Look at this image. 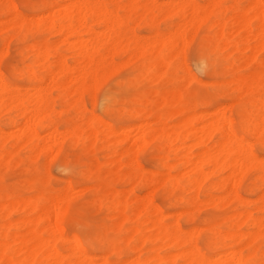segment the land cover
Returning a JSON list of instances; mask_svg holds the SVG:
<instances>
[{"label":"bare ground","instance_id":"1","mask_svg":"<svg viewBox=\"0 0 264 264\" xmlns=\"http://www.w3.org/2000/svg\"><path fill=\"white\" fill-rule=\"evenodd\" d=\"M8 1L10 3L8 4L9 8L5 6L6 0H0L1 15L9 14V9L16 10V8L11 4V1ZM174 1H172V4H168V7L164 10V15H162L166 19H170L174 15L178 16L182 22L177 23V26L174 25L175 27H173V30L168 34L163 36L155 34L153 37L151 36L152 38H149L147 42L145 41V43H143L140 38L135 37L136 34L133 33H131V35L133 34L131 37L129 36L125 39L126 43L123 42L124 40L121 36L122 27L124 25L125 27L126 25H129L130 15L138 8V0H128V4L124 8L127 10V15L122 18L117 16L118 13L114 12V9L104 6L101 0H58L56 3L54 2V5L52 6L51 3L49 4L48 2H44L42 4L37 21L36 23L34 22L35 24H29L23 16L13 17L6 23L2 22L3 24L0 26V35H5L10 38L15 37L16 34H18V37L23 31L33 32L44 29L51 31L58 36L74 39L78 38V40H73L72 43L68 44L69 49L73 53L71 56L75 59L73 66H68L64 57L60 54V48L58 47L51 49L47 44H37L32 46L31 49L33 50L34 57L30 65H26L23 69L21 68L22 71L20 72L18 71L19 69H17V71H13L12 69L13 77H21V79L25 78L30 82L32 86L31 94L27 92L25 94L11 92V86L6 84L0 74V113L2 111L8 113L15 110L16 112H19L18 116L20 114L21 118L20 122H13L14 120L11 121V126L16 127V129H11V131L16 130V133H11L10 131V134H3L1 133L0 128V162L3 163L11 159L13 152H15V150H9V152L3 150L4 144L9 141L13 143V148H17L21 145L30 147L32 155L36 158L43 152L53 153V150H56L55 148L58 150L56 153H60L62 144L68 139L73 145L80 146L81 150L87 155L93 154V149L98 141H107L111 144L109 151L111 153L112 164H119L120 158L132 157V153H134V151L137 152V149H139L140 146L144 147L152 141L156 142L157 148L160 152L170 153L171 156L178 161V164L174 162L176 164L174 168H177V175L175 174L176 176L174 175L175 177H172L170 173L166 171L167 174L164 176H162L161 173H153L149 178L145 179L140 176L139 173L142 170L137 166V164H135V162V167L131 172L124 175L122 178L123 181H146L149 184H153L155 182L162 181L178 182L187 178L190 182L192 190L197 193L192 201L193 206H197L202 203L199 198V194L201 192V182L217 172H225L226 177L219 179L220 182L217 183V186L214 185L225 191L224 197H221L220 199L209 198L206 202L211 205L218 206L224 201L231 202L241 199L238 197L237 193H234L233 190V192H230V189H228L230 184L234 183L235 186L238 185L239 175L242 173L241 175L243 176L245 170L248 168L259 169L264 167L257 164L256 156L254 157L251 149L248 150L249 145H247V142H245L234 130L230 118L218 113L211 115L209 113H197L195 108L198 106L207 107L209 106V103L202 100L198 103L196 101L186 102L183 96L186 92L181 89V78L178 79L177 76L174 77V79H171L170 90L164 93L162 92L160 98L157 100H143L142 88L146 82L157 83L161 82L167 76H174L172 69L173 60L178 57L180 50L182 49L184 51L182 52L183 54H181L185 57L184 52L187 45L185 46L184 44L190 38V40H192V36L197 33L196 31H198L202 22L208 14L211 13L210 10L214 8L219 0H208V4L210 5L209 8L203 9L200 8V6L198 7V4L194 3V0ZM164 2L166 3V1ZM52 8H54L53 10L55 11V14L49 18L50 16H48V14ZM142 8L144 11L141 10L142 12L138 22L148 17L147 13L149 10H145L146 7ZM247 9L248 8H246V10ZM247 11L251 13V16L245 14L246 12L234 14L232 23L230 24L232 31H234L236 36L243 33L242 37L244 38L243 40H245L243 42L247 44L248 49H251V47L254 46V48L258 49V51L264 50V0H250L249 10ZM163 22L162 24H164ZM136 23L137 22L133 24L136 25ZM253 23L257 25V27L255 26L257 31L255 32L252 31ZM96 26L102 27L103 32H101L102 30H100L101 33L94 32L93 27ZM222 30L221 32H219V30V33L217 32L218 40H220V45L218 46L219 51L231 46V43L227 42L225 34ZM189 32L191 37L189 35V38L187 37L188 40L186 41V34ZM8 33H11L12 35L9 36ZM82 33H86L87 35H85L89 36V39L88 37L87 39L86 37L85 39L83 37V39H80L79 37ZM191 33L194 34L192 35ZM234 34L232 35L234 36ZM65 38L63 39V42H65ZM8 42L9 41H7V43ZM130 43L131 45H134V47L128 50V62L126 61V63L122 64V66L112 62H107L109 56L113 57L112 54L120 49L124 50ZM251 43L252 45H250ZM59 44L60 43H58V45ZM233 46H236V48L238 47L237 44H233ZM103 47L105 48V51H107V55L101 53V48ZM209 47V44L202 47V54L197 59L196 66L199 71H202L209 76H214V62H212L210 58ZM51 51L53 52L52 56ZM4 55H6V52L3 53L2 56L0 53V58L4 57ZM51 57L55 58V61L52 63L49 62V58ZM138 58H143L144 64L141 67L140 74L129 83L131 88L138 89L139 91V94L134 97L133 101L130 100L133 104L129 117L135 122L132 127L122 129L120 132H114L92 117L85 123L82 119V124H78L74 127L73 124L71 125L72 128L68 127L69 130L67 129L68 131L66 133H60L58 128L52 124V120H50V115L52 113L50 92L53 89L63 91L66 95L64 98L70 100L69 105L73 108H77L78 111L85 113L86 109L83 107L84 103L82 104V94L87 90H91V93L96 91L103 76L106 74L110 76L115 74L119 71V68L123 67L124 69V67L131 64L132 60L134 62ZM183 60L182 62H184ZM38 66L42 68L43 71L41 72H44L43 74L40 71V75L37 74L38 72L36 73ZM183 66L185 65L183 64ZM245 66H248V63H245ZM184 68H186V66ZM186 70L184 69V71ZM191 79L193 81V78L190 74H188L185 80L188 82L189 80L191 81ZM233 82L236 87L239 90L244 91V93H253L256 87L264 85V61L260 63V66L253 74L250 72V75L246 76L235 75ZM182 84L185 86L187 83L184 85L183 82ZM117 93L118 92L115 90H110L104 94L101 102V108L105 114L117 117L120 116L119 114H116V105L118 103V100H116ZM152 94L153 93H151V95ZM93 97L94 95L92 94L91 98ZM149 106L152 113L147 111ZM255 107H258L262 111L264 108L263 100L256 104L254 108ZM226 108H229V106ZM193 111L195 113L190 114ZM236 112L238 114L239 122L244 125L249 136H253L257 139L259 144L264 147V113H259V115L253 117V113H250L249 111L243 112V108L240 104L236 106ZM147 115L156 119V127L151 126V122H148L147 120ZM170 121L173 125H168V122ZM100 127L102 130L99 129ZM37 128L48 130V134L44 133V135L47 136L45 137L43 144L41 143L42 139L37 132ZM129 129H133L136 133L133 142L140 145L139 148L135 147L136 145L127 149L122 147L124 142L127 144L129 143L131 137V135H129L130 133H128ZM120 135L123 137H120ZM213 138L216 139V142L214 139L215 143H211V146L209 144ZM188 142L191 145H188ZM176 144H186L187 147L191 146L192 149L197 150L198 154L196 153V155H193L195 157L192 155L190 156L192 153L188 155L191 150H189V147L188 153H184V155H181V153L178 154V151L183 149L180 148L181 146L173 148V145ZM182 147H184V150L187 148L185 146ZM98 148L99 147H97V149ZM17 150H19V148H17L16 151ZM135 154L136 153H134V155ZM133 157L135 158V156ZM133 157L128 159V162L131 159L132 161L135 160ZM263 158L264 157H262V159ZM130 164L134 166L133 162ZM72 166V162L65 160L62 165V173L70 172ZM210 167L213 169L212 172H208L209 174H207L206 171V173H204L203 169ZM94 168L96 167L94 166ZM88 176V173H84L81 178L85 179ZM231 181L234 182L231 183ZM158 186H160V184ZM158 186L155 189H158ZM236 187L234 189L237 190ZM151 192L152 191L149 192L150 195H148V193L146 194L148 197L140 200L141 203L139 202L136 211H131L133 214H128V205L125 200H122L123 197L122 199H118L117 197L106 198L109 202V210L117 213V224L119 221H127L134 226L129 231L128 237L130 240L132 239L137 242L138 245L136 247L134 246L132 251L136 253L138 257L133 259V261L130 260V262L132 261L130 264H245L247 260L245 258L246 256L244 257L242 255L243 249H247L248 252H250L249 256L252 259L256 258L259 251L256 247L257 241L264 238V205L260 208L262 215L259 218H255L251 213L246 210H242L239 213H236V215L232 214L234 216V221L228 226L230 227L228 232L217 233L216 230L217 235L229 243V251H227L228 253L226 251V253L219 252L220 250L217 248V244L215 242L208 241L211 249L218 252L212 258V256L207 257L206 255H203L198 250L193 243L191 233L188 232V234L184 235V232H182L177 224L178 222H175V224L170 227L165 226L162 223L164 215L153 205L151 198L153 192ZM69 195L70 194L67 190L53 197H49L46 192H41L38 196L35 195L37 197L35 199L26 198L21 200L15 198L11 201H8L7 198L1 196L0 214L3 213L5 208H8L10 213L15 214V216L18 213L21 216L20 219L13 225L12 229L7 230L8 228H0V238L3 240L0 241V264H94V262L92 263L90 258L83 253L77 245L72 244L73 246H71L70 244L69 246L72 248H69V254L65 253V255L58 247V241L61 239L63 240L60 236L59 225L67 213L68 202L71 197ZM259 200L262 204H264V189L262 190ZM188 211L189 212L185 211V217L188 221H192V213L190 210ZM178 217L177 219H179ZM41 222L45 223V229L43 232L38 227ZM241 226H247V228L250 227L252 230L247 233H238L237 230ZM147 243L151 244L153 248L151 252H149L143 260H141L140 255L143 251L142 247ZM113 246L114 245L107 243L106 250L111 252L115 251L116 248ZM169 248L175 249L178 253H176V255L162 254L163 249L168 250ZM118 252L119 250L117 253ZM103 259H105V257ZM125 262H123V264H125ZM126 264H129V262H126Z\"/></svg>","mask_w":264,"mask_h":264},{"label":"rangeland","instance_id":"2","mask_svg":"<svg viewBox=\"0 0 264 264\" xmlns=\"http://www.w3.org/2000/svg\"><path fill=\"white\" fill-rule=\"evenodd\" d=\"M10 1L11 4L16 8V10L9 9V14H0V26L3 23L8 22L11 18L18 16L25 17L26 21L29 24H35L38 15L40 14L42 4L44 2H48L49 4L51 3L52 6L54 5V2L56 3L58 0ZM164 1H166V3ZM172 1L174 0H138V8L130 15L129 25H126V27L124 25L122 27L121 36L124 40L123 42L126 43L125 39L129 36L131 37L133 34H136L135 37L140 38L143 43H145V41L147 42L149 38H152L155 34L163 36L171 32L173 30V27H175L174 25L177 26V23L182 22L181 19L175 15L170 19H166L163 17L165 8L168 7V4H172ZM101 2L107 8L114 9V12L118 13L117 16H119V18L127 15V10H125L124 8L128 4V0H101ZM174 2H176V0ZM194 3L198 4L197 6H200V8L202 9L209 8L210 6L208 4V0H194ZM8 4L10 3L8 0H6L5 6L9 8ZM249 4L250 0H219L215 5L216 7L214 6V8L210 10L211 13L208 14V16L205 18V22H202L198 31H196L197 33L194 34V32V35L191 33L193 35L192 40H190L191 38L189 39L190 41L188 40L190 32L186 34V41L188 40L189 43L187 41L184 44L185 46L187 45L184 52L185 57H183L182 55V52L184 51L182 49L180 50V54L178 55V57L175 58L172 62L174 76H167L161 82L157 83L146 82L142 88V97L144 101L145 99L157 100L158 98H160L162 92L164 93L170 90L172 78L174 79V77L176 76L178 77V79L181 78V89L186 92L185 94H183L184 100L186 102L196 101L197 103L202 100L209 103V106L207 107L198 106L197 108H195V111L197 113H209L210 115L218 113L220 115H225L227 118H230L234 130L245 142H247V145L250 146V148L248 146V150L251 149L254 157L256 156L257 164L264 167V158L262 159V157H264V147H262L257 139H255L253 136H249L247 130H245L244 125L239 122L238 114L236 112V106L240 104L243 108V112L249 111L250 113H253V117L259 115V113H264V108L262 111L258 107L254 108V106L261 100H263L264 102V85L256 87L253 93H244V91L239 90L233 82L235 75L246 76L250 75V72L251 74H253L260 66V63L264 61V50L258 51V49L254 48V46H252L251 49H248L247 44L243 42L245 41L242 37L243 33L236 36V34H234V31H232L230 25L232 23L234 14L236 13L246 12L245 14L251 16V13L247 11L249 10ZM142 7H146L145 10L147 11L149 10L147 13L148 17L138 22L141 16V12L144 11ZM246 8L248 9L246 10ZM53 9L54 8L50 10V13L48 12V16H50L49 18H51L55 14V11ZM134 21L137 22L136 25L133 24L135 23ZM162 22L164 24H162ZM252 26V31H257V25L253 23ZM93 30L96 33H99L100 30H102L101 32H103V28L98 26L93 27ZM221 30L224 32L227 42L231 43V46L229 48L223 49L222 51H219L218 46L220 45V40H218L217 32H221ZM131 33L133 34L131 35ZM85 34L86 33H82L79 38L81 39L83 37L85 39L86 37L87 39L88 37L89 39V36H86L87 34ZM232 34H234V36ZM8 35L11 36L12 34L8 33ZM17 35L18 34H16V36L13 38L6 37L5 35H0L1 56L6 52V55L0 58V74L6 84L8 86H11V92H17L21 94H25L26 92L29 94L32 93V86L30 82L25 78L21 79V77H13L12 72L14 70L17 71V69H19L18 71L20 72L23 68L26 67V65H30L34 57L33 50L31 49L33 45L47 44L51 49L58 47L60 48L61 52L59 53L62 54L68 66L74 65L75 59L73 56H71L73 55V53L69 49L68 44L72 43L73 40L77 41L78 38H65L44 29L33 32L23 31L21 34H19L18 37ZM64 38L65 42H63ZM7 41L9 42L7 43ZM58 43L60 44L58 45ZM207 44H209L210 46V58L212 62H214V76H209L204 72L199 71L196 66V61L202 54V47ZM233 44H237L238 47H234ZM250 45H252V43ZM132 47H134V45H131L130 43L124 50L120 49L116 51L114 54H112L113 57H108L107 62H112L114 64L122 66V64H125L127 60L129 61V55L127 54L129 53L128 50ZM101 53L107 55V51H105L104 47L101 48ZM52 54L53 52L51 51V56ZM109 59H111L112 61ZM182 60L184 62H182ZM54 61V57L49 58V62L52 63ZM244 62L248 63V66H245ZM182 63L186 66V68H184L185 66H183ZM143 64V58H138L134 62L132 60L131 64L124 67V69L123 67L119 68V71H117L115 74L111 76L106 74L105 76H103L96 91L91 93V90H87L86 92H84L82 94V104L84 103L83 107L86 109L85 113L78 111L77 108L71 107L69 105L70 100L64 98L66 97V95L63 91L53 89L50 92L51 96L49 95L50 104H52V113L50 115L52 124L58 128L60 133H66L69 128H72L71 125L74 124V127L78 124H82V119L85 123L92 117L101 122L104 126H106V128L114 132H120L122 129H128L132 127L135 122L129 117V113L132 110V101L134 97L139 94V91L138 89L131 88L129 86V83L140 74ZM184 69H187L188 71H184ZM39 71H43L40 66H38V68L36 69V73L38 72V75H40ZM41 73L43 74L44 72ZM187 73L190 74V76L193 78V81L192 79L188 82L185 80L188 76ZM183 82L184 85L186 83L187 84L183 86ZM110 90H115L116 92H118L116 95V100H118V103L116 105V114L120 115L118 117L105 114L101 108L103 96ZM151 93L153 94L151 95ZM92 94L94 95V99L91 98ZM227 106H229V108H226ZM118 108L121 110H119ZM147 111L149 113H152L150 106L147 108ZM4 113V111L0 113L2 114L0 115L1 133L10 134L11 129H16L15 126H11V121L14 120L13 122H20V114L18 116L19 112H16L15 110H12L5 114ZM192 113L195 112L193 111L190 114ZM10 115L12 116V118ZM147 120L148 122H151L152 127H156V119L154 117L147 115ZM169 124L173 125L171 121L168 122V125ZM99 129L102 130L101 127ZM15 131L12 130L11 133ZM47 131L48 130L42 128H37V132L40 138L43 140H41L42 144L45 137L47 136L44 135V133L48 134ZM128 133H130L129 135H131L129 143L127 144L124 142L122 147L124 149H127L136 145L135 147L139 148L140 145L133 142L134 137L136 136L134 130L129 129ZM120 137L123 136L120 135ZM214 139L215 138L212 139L213 141L211 140L209 145L212 146L211 143L214 144L216 142V139L215 142ZM186 144H176L173 145V148L181 146L180 148H182L183 150L178 151V154L181 153V155H184V153H188V147L189 150L191 149L188 155L190 153H192L190 154V156L196 155V153L198 154L196 149H192L191 146L187 147ZM110 145L111 144L107 141H98L93 149V154L87 155L81 150L80 146L73 145L72 142L68 139L62 144L60 153H56V151L58 150L57 148H55L56 150H53V153L43 152L36 158L32 155L30 147L21 145L17 147L19 148V150L16 151L17 148L12 147V142H6L3 146V150L6 152H9V150H15L16 153L13 152L11 159L7 160L6 162H0V165L2 166H0V198L1 196H3L7 198L8 201H11L15 198L21 200L26 198L35 199L37 198L36 196H38L41 192H46L49 197H53L67 190L70 194L69 196L71 197L68 202L67 213L59 225L60 236L63 238V240L61 239L60 241H58V247L60 251L65 255V253L70 252L69 248H72L71 246L77 245L83 251V253H85L90 258L92 263L94 262V264H101L102 260V264H123V262L125 261L127 263L129 262L130 264L133 259L138 257L136 253L132 251L134 246L136 247L138 244L137 242H135V240L131 239V241L128 237L129 231L134 226L127 221H119V223L117 224V213L109 210V202L106 198L117 197L118 199H122L123 197L122 200H125L128 205V214H133V212L131 211H136L139 202L141 203L140 200L148 197V195H150L149 192L152 191L153 194L151 195V198L153 205L158 208L165 216H163L162 223L165 226L170 227L174 225L175 222H178L177 224L179 225L182 232H184V235L188 234V232L191 233L193 243L198 248V250L203 255H206L207 257L212 256V258L218 252L211 249L208 241L215 242L217 244V248L220 250L219 252L226 253L227 251H229V243L226 240L220 238L217 233L228 232L230 230V227L228 226L234 221V216L232 214L236 215V213H239L242 210H246L255 218H259L262 215L260 208L264 204H262L259 199L262 190L264 189V168H248L247 170H245L243 176L241 175V173V176L239 175L238 177L239 181L238 185H236L238 187L234 185V181H231V183L233 184H230L228 189H230V192L233 190L234 193H237L238 197L241 199H237L231 202L224 201L218 206L211 205L206 201H208L209 198L220 199L221 197H224L225 191L222 188H218L216 186L218 185L217 183L220 182L219 179H223V177H226V173L217 172L216 174L210 175L208 179L203 180V182H201L200 184L201 192L199 194V198L202 203L197 206H193L192 201L197 193L192 190L190 182L187 178H184L178 182L162 181L155 182L153 184H149L146 181H123L122 178L124 177V175L131 172L135 167V164H137V166L142 170L139 174L142 178L145 179L149 178L153 173H161L162 176H164L167 174L166 171L170 173L172 177H175L177 175V168L174 167L176 166V164H178V161L174 159L170 153L160 152L157 148L156 142L151 141L144 147L140 146L139 149L136 148L137 152L134 151L136 150L134 149L133 151L136 154L134 155V153H132V157L135 156V158L133 157L135 160L132 161L131 159V162H128V159L132 158L131 156L130 158H120V163L122 164L111 163L112 158L109 151ZM188 145L191 144L188 142ZM182 146H185L187 148H185L184 150V147ZM97 147L99 148L97 149ZM65 160L72 162L73 166L71 167L70 172L62 173V165L64 164ZM132 162L133 164L136 162L134 166L130 164ZM168 164H170L171 166ZM94 166L96 168H94ZM203 170L204 173H206L207 171V174H209L213 169L210 167L204 168ZM83 172L89 174V176L85 179L81 178L82 174H84ZM23 183L26 185H24ZM159 184L160 186H158ZM152 185L154 186V188ZM156 185L159 187L158 189H155L157 187ZM235 187L237 188V190L234 189ZM147 193L148 195L146 196ZM188 210H190L192 213V221H188L185 217V211L189 212ZM1 214L0 228H8L7 230L12 229L13 225L20 219L21 216L18 213L16 214V216L15 214L10 213L8 208H5V210ZM177 214H180L179 217ZM177 217L179 219H177ZM175 219H177L178 221ZM62 223L64 226L62 225ZM38 227L43 232L45 229V223H39ZM251 230L252 229L250 227L247 228V226H241L239 227L237 232L247 233L251 232ZM259 240V243L257 241L256 245L259 251L255 259H252L249 256L250 252H248L247 249L242 250V255L244 257L246 256L245 258L247 260L245 264H264V238ZM0 241L3 240L0 238ZM107 243L114 245L113 247H115L116 250L113 252L106 250ZM70 244L71 246H69ZM152 248L153 247L151 244H144V246L142 247L143 251L140 255L141 260H143L146 255L151 252ZM118 250L119 254L117 253ZM176 253L178 252L172 248H169L168 250H162V254L165 255H176ZM103 256L105 257V259H103ZM130 260L132 261L130 262Z\"/></svg>","mask_w":264,"mask_h":264}]
</instances>
